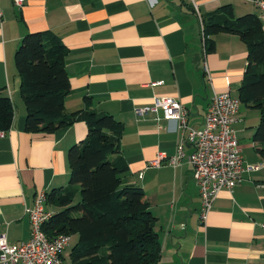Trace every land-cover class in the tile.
I'll return each mask as SVG.
<instances>
[{
	"label": "crops",
	"instance_id": "1",
	"mask_svg": "<svg viewBox=\"0 0 264 264\" xmlns=\"http://www.w3.org/2000/svg\"><path fill=\"white\" fill-rule=\"evenodd\" d=\"M225 7L233 18L260 17L252 0H26L20 8L0 0V90L13 104L11 127L0 133V235L9 244L30 237L25 205L39 192L68 185V149L87 134L80 120L50 134L24 129L14 53L26 34L48 31L66 49L65 113L109 114L123 126L120 150L128 170L122 181L142 188L156 219L158 264L264 263V159L252 140L259 109L240 103L235 129L244 164L261 168L245 173L231 191L221 190L204 223L192 166L186 160L175 167L149 165L159 153H175L177 124L161 111L135 114L154 97H172L187 109L188 125L200 130L216 93L238 98L247 46L237 35L220 33L206 53L195 12L203 20L225 15Z\"/></svg>",
	"mask_w": 264,
	"mask_h": 264
},
{
	"label": "trees",
	"instance_id": "2",
	"mask_svg": "<svg viewBox=\"0 0 264 264\" xmlns=\"http://www.w3.org/2000/svg\"><path fill=\"white\" fill-rule=\"evenodd\" d=\"M222 10L225 15L211 13L202 20L205 51H214L213 36L220 33L237 35L246 44L247 65L238 99L259 109L252 140L264 159L263 23L256 14L233 18L230 7ZM65 55L64 45L48 31L26 34L14 53L25 131L50 134L77 120L87 127L85 138L67 152L68 185L46 192V207L53 212L44 231L48 237L66 234L70 241L76 237L68 260L63 254L69 264H158L156 219L142 188L122 181L128 170L120 150L123 126L109 114L65 113L64 99L70 90ZM12 120V100L0 90V133L9 130Z\"/></svg>",
	"mask_w": 264,
	"mask_h": 264
},
{
	"label": "built area",
	"instance_id": "3",
	"mask_svg": "<svg viewBox=\"0 0 264 264\" xmlns=\"http://www.w3.org/2000/svg\"><path fill=\"white\" fill-rule=\"evenodd\" d=\"M25 1L12 0L13 5L19 8ZM252 1L264 25V0ZM195 12L203 37L202 19L196 9ZM239 108L238 98L228 92L216 93L205 112L200 130L188 125L187 109L172 97H154L150 105L135 109L138 117L157 115L161 111L164 120L177 124L181 138L175 153L171 156L159 153L149 165L175 167L186 160L192 166L200 197L199 219L203 223L221 190L231 191L243 180L245 173L261 168V164H244L235 129L239 122ZM156 119L159 120L158 117ZM187 145L192 147L188 155L184 152ZM46 201V192L42 191L35 195L32 205L24 207V214L30 223V237L27 241L9 244L6 237L0 235V264H69L63 259V254L69 246L70 236L58 234L48 237L44 231V225L51 216V212L46 209Z\"/></svg>",
	"mask_w": 264,
	"mask_h": 264
},
{
	"label": "rangeland",
	"instance_id": "4",
	"mask_svg": "<svg viewBox=\"0 0 264 264\" xmlns=\"http://www.w3.org/2000/svg\"><path fill=\"white\" fill-rule=\"evenodd\" d=\"M77 200H78V197H77ZM73 241H74V239L71 238L70 244L67 247L66 251L64 252V257L66 258V260H68V258H69L68 252H69L70 248L72 247Z\"/></svg>",
	"mask_w": 264,
	"mask_h": 264
}]
</instances>
